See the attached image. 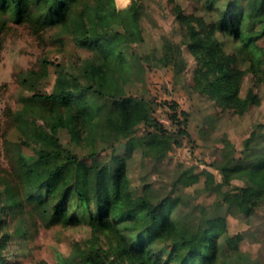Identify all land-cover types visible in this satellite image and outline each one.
<instances>
[{
	"label": "rangeland",
	"instance_id": "rangeland-1",
	"mask_svg": "<svg viewBox=\"0 0 264 264\" xmlns=\"http://www.w3.org/2000/svg\"><path fill=\"white\" fill-rule=\"evenodd\" d=\"M82 1L78 9L86 5L87 18H92L95 0ZM238 2L249 5L248 0H214L213 4L209 0H113L116 10L130 9L131 15L132 6H137L138 14L122 25L112 26L108 34L136 56L135 61L131 60L129 79L120 92L143 96L151 103L152 113L142 114L133 135L149 132L154 141L166 144L159 157L139 146L131 149L127 177L132 194L143 193L153 201L166 197L167 207L172 217L179 220L181 229L193 230L206 217L216 213L224 215L225 229L216 234V264H264V193L245 212L238 190L264 181V175L241 171L224 184L217 168L225 156V140L232 145L230 152L239 156L244 138L254 128L264 126V51H260L263 55L260 62L257 61L259 52L237 53L238 66L243 70L239 94L244 97L251 88L258 102L243 112L222 108L195 89L197 61L184 43L185 33L176 18L179 8L185 14L209 22L216 18L217 9ZM257 4L260 6V2ZM32 10L27 15L31 19L14 22L1 15L0 20V264H59L61 256L69 255L76 246L89 247L91 243L99 244L112 258L114 237L103 232L93 234L86 223L48 226L25 196L29 176L36 174L44 178L46 171L65 153L75 154L88 165L102 164L112 152L124 153L129 149L126 139H116L98 129L78 127L79 130L69 131L61 127L56 132L58 144H46L54 155L52 160L34 164L35 169L28 170V157L34 155V148L42 145L43 140L34 137L31 127H19L21 99L32 94L23 85L19 73L29 69L39 72L45 62L46 73L35 85V91L48 92L55 84L57 68L75 73L83 59L94 56L92 49L78 46L72 39L71 19L40 25L32 20L36 17ZM87 18L86 27L90 30ZM262 28L256 21L250 30L255 34ZM217 37L226 52H236L237 45L231 36L218 33ZM165 39L180 46L176 66L163 58ZM257 44L264 48V35ZM252 63L255 72L250 70ZM171 102L176 103L178 119L183 121L185 116L181 125L187 134L179 133L177 124L170 119L168 104ZM34 117L32 123L50 133L46 127L47 112H39ZM145 118L154 119L165 131L145 125ZM8 194L17 197V206H5L10 202ZM165 256L163 253L162 259Z\"/></svg>",
	"mask_w": 264,
	"mask_h": 264
},
{
	"label": "trees",
	"instance_id": "trees-1",
	"mask_svg": "<svg viewBox=\"0 0 264 264\" xmlns=\"http://www.w3.org/2000/svg\"><path fill=\"white\" fill-rule=\"evenodd\" d=\"M213 2L209 0V4ZM248 3H231L224 9H217L216 18L209 22L176 9V18L185 33L184 43L197 61L195 89L207 94L218 106L233 108L237 112H243L250 104L258 102L251 88L244 97L239 94L243 70L238 66L237 53L248 55L259 52L257 61L260 62L261 52L264 51L257 44V40L264 35L263 0H248ZM79 4L83 1L0 0V20L1 15H6L14 22H21L28 18L30 8L35 7L32 14L36 17L32 20L43 25L71 19L74 42L94 51V56L83 59L75 73L57 68L55 84L48 92L35 91V85L46 73L45 62L39 72L29 69L19 73L25 88L32 91L30 96L21 99L19 127H31L34 137L43 140L42 145L34 148V155L28 157V170H34V164L52 160L54 155L46 144H58L56 132L61 127L69 131L98 129L116 139H126L129 145L128 151L112 152L102 164L92 162L87 165L75 154L65 153L46 171L44 178L32 174L26 180L29 190L25 196L46 225L86 223L93 234L103 232L114 237L112 258L106 249L91 243L89 247L76 246L69 255L61 256L59 264H216V234L225 229L224 215L216 213L206 217L193 230L181 229L179 220L172 217L171 209L167 207L166 197L153 201L146 194L133 195L130 191L127 166L131 149L139 146L159 157L166 145L154 141L149 132L133 135L142 114L152 111L151 103L143 96L120 92L129 79L131 60L135 61L136 56L116 37L108 34L112 26L122 25L137 15L138 7L132 6L133 13L130 15V9L116 10L113 0H95L92 18H87V6L78 9ZM86 18L90 30L86 27ZM256 21L263 28L254 34L250 29ZM98 25L99 31L92 28ZM218 33L232 37L237 45L236 52H226L222 40L217 37ZM162 52L166 63L172 66L178 64V44L165 39ZM250 70L255 72L254 63ZM168 107L171 110L169 117L177 124L178 132L187 134L181 125L185 116L183 121L178 119L176 103L171 102ZM39 112H47L46 127L50 133L32 123L34 115ZM143 121L147 126L165 131L154 119L145 118ZM263 127L259 125L244 138L239 156L230 152L232 145L228 140L224 141L225 156L217 165L224 184L241 171L264 175ZM238 190L240 205L248 212L256 197L264 193V181L239 187ZM5 191L10 192L9 188ZM7 199L10 202L5 206L19 204L15 195L8 194ZM163 253L166 254L164 259L161 257Z\"/></svg>",
	"mask_w": 264,
	"mask_h": 264
}]
</instances>
